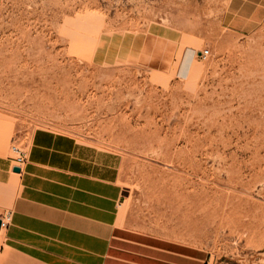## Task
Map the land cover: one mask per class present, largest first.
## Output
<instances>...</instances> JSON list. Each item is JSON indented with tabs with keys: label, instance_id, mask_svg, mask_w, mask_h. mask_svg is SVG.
Instances as JSON below:
<instances>
[{
	"label": "rangeland",
	"instance_id": "374dc122",
	"mask_svg": "<svg viewBox=\"0 0 264 264\" xmlns=\"http://www.w3.org/2000/svg\"><path fill=\"white\" fill-rule=\"evenodd\" d=\"M228 2L0 0V155L43 135L107 171L117 227L264 264V24L228 33Z\"/></svg>",
	"mask_w": 264,
	"mask_h": 264
},
{
	"label": "crops",
	"instance_id": "0c3cea01",
	"mask_svg": "<svg viewBox=\"0 0 264 264\" xmlns=\"http://www.w3.org/2000/svg\"><path fill=\"white\" fill-rule=\"evenodd\" d=\"M228 33L245 36L264 24V0H229ZM40 136V137H39ZM33 134L26 162L0 155V264H189L186 247L117 227L119 191L107 171L67 162ZM16 164V163H15ZM17 165V164H16Z\"/></svg>",
	"mask_w": 264,
	"mask_h": 264
},
{
	"label": "built area",
	"instance_id": "2783aa9c",
	"mask_svg": "<svg viewBox=\"0 0 264 264\" xmlns=\"http://www.w3.org/2000/svg\"><path fill=\"white\" fill-rule=\"evenodd\" d=\"M208 56V51H204L200 53V58L205 59ZM10 154L13 162H15L17 165L21 166L26 162V153L23 149H20L16 146H12L10 148ZM10 221L9 215H4L2 218H0V231L4 229Z\"/></svg>",
	"mask_w": 264,
	"mask_h": 264
},
{
	"label": "bare ground",
	"instance_id": "6f19581e",
	"mask_svg": "<svg viewBox=\"0 0 264 264\" xmlns=\"http://www.w3.org/2000/svg\"><path fill=\"white\" fill-rule=\"evenodd\" d=\"M194 55H195V53H193L192 51L187 54V59H186L185 67H184V69H185L184 72H185L186 76L191 69V63H192V59H193Z\"/></svg>",
	"mask_w": 264,
	"mask_h": 264
}]
</instances>
